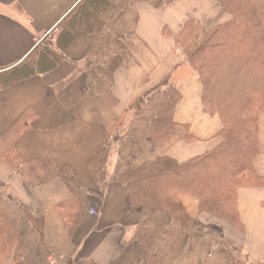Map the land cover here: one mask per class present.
Listing matches in <instances>:
<instances>
[{
	"label": "crops",
	"instance_id": "1",
	"mask_svg": "<svg viewBox=\"0 0 264 264\" xmlns=\"http://www.w3.org/2000/svg\"><path fill=\"white\" fill-rule=\"evenodd\" d=\"M78 1L0 0V73L20 64L43 40L52 41ZM224 13L212 0H175L163 7L127 0L112 22L129 51L113 76L112 104L102 96L86 95L88 74L80 69L93 45L91 36L72 41L66 49L70 60L53 70L0 89V136L21 122L14 142L19 156L27 163L40 159L55 169L69 167L86 192L79 221L69 232L57 206L70 202L72 195L61 180L43 182L31 166L15 173L0 161V211L22 248L17 250L14 243L0 264H48V255H64L71 264H146L145 251L131 240L132 232L150 218L166 223L168 217L149 206H132L118 183L99 185L89 161L106 160L111 172L118 159H126L130 167L149 165L164 155L183 162L219 144L221 123L203 107L201 83L187 59L205 30L229 19ZM166 79L180 94L172 135L157 142L143 138L136 153L129 137L106 147L107 136L122 134L121 120L131 103ZM259 145L253 169L264 178V114L259 118ZM179 198L192 222L165 264H229L225 240L240 246L250 264H264V187L237 189L243 231L200 212L197 198ZM24 210L42 220L41 233Z\"/></svg>",
	"mask_w": 264,
	"mask_h": 264
},
{
	"label": "trees",
	"instance_id": "2",
	"mask_svg": "<svg viewBox=\"0 0 264 264\" xmlns=\"http://www.w3.org/2000/svg\"><path fill=\"white\" fill-rule=\"evenodd\" d=\"M126 1L79 0L58 24L52 41L43 40L20 64L0 73V89L53 70L70 60L66 49L72 41L91 36L93 45L80 69L88 74L86 95L102 96L112 104L114 73L129 57L112 22ZM134 1L163 7L175 0ZM212 1L230 19L205 30L187 61L198 74L203 107L210 115H217L221 123L217 133L219 144L183 162L164 155L149 165L130 167L126 159H118L111 172L106 160L89 161L99 185L106 188L110 183H118L127 190L132 206H149L153 212L168 217L166 223L150 218L132 232L131 240L145 251L146 264H165L186 234L192 219L180 201L181 195L197 198L200 212L243 231L236 209L237 189L264 187V178L253 169V160L260 154L259 118L264 114V0ZM179 99L175 86L164 80L131 103L121 120L122 134L118 138L107 136L105 146L115 147L123 137H129L133 141L132 153H136L143 138L154 142L167 139L173 133V113ZM22 128L21 122H17L6 135L0 136V161L15 173L31 166L43 182L53 177L61 180L72 199L59 204L57 209L71 232L79 221L85 189L69 167L55 169L40 159L25 162L14 147ZM24 214L41 233L42 220L33 219L28 210ZM14 243L17 250L22 249L0 211V258L8 255ZM222 245L229 254V264H250L240 246L228 240Z\"/></svg>",
	"mask_w": 264,
	"mask_h": 264
},
{
	"label": "built area",
	"instance_id": "3",
	"mask_svg": "<svg viewBox=\"0 0 264 264\" xmlns=\"http://www.w3.org/2000/svg\"><path fill=\"white\" fill-rule=\"evenodd\" d=\"M47 262L48 264H58V263L70 264V262L62 255H59V256L48 255Z\"/></svg>",
	"mask_w": 264,
	"mask_h": 264
},
{
	"label": "rangeland",
	"instance_id": "4",
	"mask_svg": "<svg viewBox=\"0 0 264 264\" xmlns=\"http://www.w3.org/2000/svg\"><path fill=\"white\" fill-rule=\"evenodd\" d=\"M224 14H226V15L228 16V18L230 19V15H229V14H227V13H224ZM229 19H228V20H229ZM228 20H227V21H228ZM225 22H226V21H225ZM223 23H224V22H223Z\"/></svg>",
	"mask_w": 264,
	"mask_h": 264
}]
</instances>
